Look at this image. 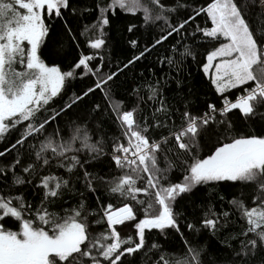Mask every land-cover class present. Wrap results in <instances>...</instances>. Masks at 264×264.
<instances>
[{"label": "snow or ice", "instance_id": "snow-or-ice-1", "mask_svg": "<svg viewBox=\"0 0 264 264\" xmlns=\"http://www.w3.org/2000/svg\"><path fill=\"white\" fill-rule=\"evenodd\" d=\"M250 4L264 11V0H211L173 20L178 9H187L180 0H95V20L76 35L64 17L66 11H77L71 0H0V142L15 133L0 158L17 152L7 163L0 160V264H131L129 257L143 252L152 230L163 236L178 233L185 249L182 258L170 260L154 242L149 248L155 250L154 264H264V30L250 27L245 15ZM118 11L162 27L126 63L106 65L101 54L107 48L106 29ZM201 14L203 26L195 23ZM55 21L63 22L69 47L79 50L68 63L59 47L50 49V61L42 58ZM135 27L129 24L127 30ZM174 34L209 44L201 68L219 104L209 102L197 114L187 105L174 111L151 83L132 88L129 102L116 98L113 86L119 76ZM181 40L161 63L196 59L193 46ZM129 43L139 47L135 39ZM77 78L91 83L73 91ZM97 92L105 106L95 103L88 114L107 112L119 132L110 144L93 139L86 117L69 116ZM58 97L63 103L53 107ZM150 101L152 111L145 115L141 104L147 107ZM233 110L245 121L259 114L261 128L237 131L227 118ZM206 135L216 139L201 155ZM103 156L110 159V172H89L86 165ZM177 167L181 176L173 181ZM61 169L67 178L58 174ZM73 176L93 195L102 190L105 199L95 195L92 206L81 192L77 204L56 210L65 193L75 190ZM221 185L240 189L238 195L229 193L232 211L193 201L200 215L183 226L193 236L195 243H190L182 231L178 200L207 188L223 201L215 193ZM29 187L39 195L38 204L29 201ZM237 214L241 231L226 239H239L238 250L228 242L230 253L210 251L201 235L215 236Z\"/></svg>", "mask_w": 264, "mask_h": 264}, {"label": "trees", "instance_id": "trees-1", "mask_svg": "<svg viewBox=\"0 0 264 264\" xmlns=\"http://www.w3.org/2000/svg\"><path fill=\"white\" fill-rule=\"evenodd\" d=\"M71 2L72 5L76 7L77 11L75 14L71 11H66L64 17L68 26L71 27L73 34L78 35L79 32L83 30L84 25L91 24L95 20V0H71ZM174 2L175 0H165L166 4H172ZM180 2L186 4L187 9H178L177 14L172 17L173 20L186 18L188 14H191L192 7L206 6V3L211 2V0H180ZM85 8L92 9V11H83ZM245 15L253 31L264 30V11L250 4ZM50 23L51 32L47 38V45L42 47V58L46 61H50L48 55L50 49L53 47H59L61 49V58H63L64 53H67V59L63 60V62L68 63L79 50H77L74 45L69 47L70 39L66 36L62 21ZM195 23L203 26L205 24L204 14L196 17ZM129 24L136 25L132 32L127 30ZM161 27L162 24L160 22H157L155 25H144L137 16L118 11L117 15L111 17L110 24L106 29L107 48L101 53L104 56L105 64L107 65L109 61H111L112 65L126 63L134 54H138L145 45L151 43L154 36H158ZM192 27L194 28L195 24H193ZM189 30H191V28ZM133 39L138 41V48L134 49L129 43V41ZM177 40H181V37L174 34L166 43L153 50L150 55H146L135 65L126 69L124 73L119 76L113 86L115 97L122 99L125 102H129V91L132 88L145 83H151L159 87L160 95L163 97L165 103L174 111H183L187 105L193 114H197L203 112L206 109V104L209 102L219 104V99L216 96L214 89L211 88L210 81L204 76L201 68V63L205 62L204 57L206 56V49H209L208 43H197L196 40L193 39L181 40V43H187L193 46L192 50L196 53V59L192 60L189 57L179 65H169L166 61L161 63V60H163L166 55L170 54L169 49ZM56 41H58V43H54ZM61 58L57 59V63L61 62ZM104 70L108 71V68L106 67ZM111 70L114 71L115 68L113 67ZM90 83V80L86 79L82 81L77 78L73 81L72 90L78 92L85 85ZM146 91L147 90L145 89V92ZM62 103L63 101L58 97L56 98V103L53 107H59ZM95 103H99L102 108L105 106L100 92L87 97L80 107L85 111L100 139L103 138L106 141V144H110L112 142L111 138L119 135L118 129L111 120L108 119L107 112H92L91 115L88 114ZM152 103L153 102L151 101L148 102L147 107L144 104H141V109L144 111L145 115L151 113ZM156 106L159 105L157 104ZM93 117H95V119H93ZM227 118L231 120L237 131L247 132L253 129L259 130L261 128L262 122L259 114L254 119L245 121L239 115L238 110H233ZM101 121L103 122L101 123ZM220 130L221 129L219 128L216 129V131ZM215 139L216 137L214 135H206L201 139V155L208 153V150L215 142ZM14 140L15 133L11 136L6 135L4 140L0 142V151H3L13 143ZM25 148H27V146H25ZM107 151L108 148L105 146V152ZM81 155L84 156L85 154L81 153ZM86 167L89 172L105 175L111 170L110 159L108 156H103L96 161H91ZM58 174L65 175L67 178V174L64 173L62 169L59 170ZM76 175H82V171H77ZM180 176L181 171L180 168L177 167L171 173V179L177 181L180 179ZM72 180L75 190L70 193H65L63 201L57 202L54 205L56 210H59L62 206L66 207L77 204L81 198V192L84 193V199L86 202L92 206L95 205V195H100L102 200L105 199L102 190L93 195L84 189L82 182L76 180V176H73ZM230 192L238 195L240 189L233 187L226 190L223 185L217 186L215 193L224 196L225 199L223 201H220L216 194L210 195V190L207 188H199L193 197L186 196L184 199L178 200L176 209L183 214L181 217L182 231L185 232L190 243H195L193 236L189 235L183 226L186 221H191L194 215H200L199 209L193 207V201L196 205L201 203H211L217 211H232L228 205V200L231 199ZM27 196L29 201L33 204L39 203L40 197L32 191L31 187L27 189ZM242 224L243 221L239 219V215H234L230 218L227 228L220 229L215 236L205 233L201 235V240H203L204 244L210 245V251H215L223 256L232 251V249L225 247V243L230 242L232 248L238 250L239 239L228 241L226 238L229 237L230 234H238L241 231ZM154 242L162 245L160 254H164L167 259L182 258L181 254L185 249L183 242L179 239L178 233L170 231L166 236H163L157 234L156 230H152L151 233L147 234V246L143 252L137 254L135 259L129 257L131 264H154L156 259V256L154 255L155 250L149 251V248ZM145 253L147 254L145 255Z\"/></svg>", "mask_w": 264, "mask_h": 264}, {"label": "rangeland", "instance_id": "rangeland-1", "mask_svg": "<svg viewBox=\"0 0 264 264\" xmlns=\"http://www.w3.org/2000/svg\"><path fill=\"white\" fill-rule=\"evenodd\" d=\"M255 67V66H254ZM69 116L72 117L73 119H77L79 117H86V119L88 120L89 122V127H90V132L91 134L93 135V139L96 140V139H100V137L98 136L93 124L91 123V121L89 120L88 116L86 115L85 111H83V109L79 106L78 108L74 109L72 112L69 113ZM64 120L65 122L68 120V117H64ZM51 131V129H50ZM26 149V148H25ZM21 153L24 151V149H21L20 150ZM17 155V152L16 151H12L10 154H6L5 157L3 158H0V160H3L5 163L9 162L12 160V158L14 156Z\"/></svg>", "mask_w": 264, "mask_h": 264}]
</instances>
